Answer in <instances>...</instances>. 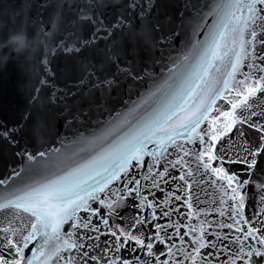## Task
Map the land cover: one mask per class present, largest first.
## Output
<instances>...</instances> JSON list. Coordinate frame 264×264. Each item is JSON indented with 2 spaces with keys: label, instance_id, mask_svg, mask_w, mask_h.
Returning <instances> with one entry per match:
<instances>
[{
  "label": "water",
  "instance_id": "95a60500",
  "mask_svg": "<svg viewBox=\"0 0 264 264\" xmlns=\"http://www.w3.org/2000/svg\"><path fill=\"white\" fill-rule=\"evenodd\" d=\"M231 2L0 0V200L101 179L120 146L145 145L140 165L133 161L118 172L89 211L79 213L91 217V226L73 237L84 247L63 251L65 259L53 264L69 257L73 264H264V255H248L264 253V90L252 91L264 89V45L258 35L254 54L249 47L234 70L238 45L229 25L213 53L210 33L221 6ZM82 15L91 19L81 21ZM17 32L28 38L21 54L7 43ZM202 102L207 111L195 131L177 129ZM221 167L226 175L212 171ZM233 174L249 181L243 208L231 200L235 184L227 176ZM29 220L27 213L0 209V229H20V238ZM238 229L255 231L245 238ZM69 231L65 224L62 232ZM129 234L152 243L151 255ZM0 253L7 255L3 244Z\"/></svg>",
  "mask_w": 264,
  "mask_h": 264
},
{
  "label": "snow or ice",
  "instance_id": "6c2138e0",
  "mask_svg": "<svg viewBox=\"0 0 264 264\" xmlns=\"http://www.w3.org/2000/svg\"><path fill=\"white\" fill-rule=\"evenodd\" d=\"M264 5V0H232L231 3L223 4L221 7L224 9L223 15L218 16L217 24L214 30L210 33L211 45L213 48V53L215 54L216 49L220 47V42L222 39L229 34V25H232L230 29L231 42L233 45H238V49H234L235 60L232 62V67L235 70L237 64L243 60L244 57L249 55V47H252L253 54L255 52L254 45L257 41L258 35L260 36V43L264 45V7L258 8L257 5ZM135 7V4L130 5ZM235 9H246V14L241 13L240 16L235 15ZM211 14V13H210ZM91 17L81 16V21H89ZM122 24L123 22H118ZM53 26H56V20H53ZM115 27V26H113ZM260 27L261 32L258 34L256 28ZM248 34L250 38L245 39V34ZM95 36L93 37V40ZM92 41H85L84 45L87 46L88 43ZM68 53H78L81 49L78 47H71L64 49ZM264 60V56L259 57ZM264 80V77H261ZM227 83V81H225ZM259 83V82H258ZM264 90L261 88L253 89L252 91ZM171 107V105H170ZM235 107V105L233 106ZM203 109V111H202ZM207 111L206 106L202 102L198 108L190 113L184 120L176 126V128H183L184 130L191 129L195 131V128L203 119L204 112ZM231 130V129H229ZM175 135H180L181 133L173 129ZM5 137L8 133H3ZM171 139V136H169ZM203 142V138L201 137ZM145 147L143 141L138 143H129L120 146L119 153L111 161V163L103 169L104 175L101 179H95L89 176L87 180H78L74 183L69 184H52L49 186H41L39 189H31L27 192L20 194H13L11 198H4L0 200V209H15L17 212L27 213L30 217L29 220V230L27 235L20 238V229L6 227L0 229L5 235L0 239V244L6 249L7 255L0 253V264H53V258L58 260H64L65 257L61 255L63 251H79L84 247L83 244L78 243L79 237L73 239L77 235L76 230L83 227L89 228L91 226V217L81 218L79 213L83 210L85 212L89 211L90 201H96L98 199L97 194L104 192L107 182L110 179L118 178V172H125L127 167L136 161V166H139L140 154H143V148ZM264 148V145L261 146ZM259 154V151L251 153L253 157ZM41 155H43L41 153ZM31 159V157H29ZM210 160L220 159L215 156H210ZM179 163V161H177ZM243 163V162H241ZM256 165V160L253 159L249 163V167ZM209 167V165H205ZM213 172L224 173L223 168H212ZM99 176L100 174L97 173ZM181 179H184L181 176ZM229 185L235 184L231 187L233 202H239V208H243V201L245 199V193L243 189L248 185V180H240L236 174L227 176ZM91 181V183H89ZM3 183V181H0ZM139 184V181H136ZM135 191L133 188H129L128 192L131 193ZM74 196V198H72ZM180 199V197H176ZM264 199V198H262ZM101 204L104 203L103 200L100 201ZM151 206V205H149ZM98 210H92V214L96 215ZM167 215V213H165ZM233 215H239L236 208H233ZM243 220V217H241ZM107 224V220L102 221ZM239 223V221H235ZM143 223V221H141ZM248 223V221H244ZM65 224H69L72 231L67 234L62 232ZM157 227H160L157 225ZM232 227V225H228ZM93 231H97V228H93ZM238 231H243L245 238L252 234L255 229H249L247 231L243 229H238ZM11 232L12 235L9 236L7 233ZM116 236V232L111 233ZM187 235V233H185ZM87 238V237H85ZM127 239L135 240L136 243L142 247H146L149 250V255L152 251V243L145 245L144 241L140 238L128 235ZM7 243H3V241ZM36 242L35 248L32 250V256H25V249L28 248L29 244ZM264 244V240L260 241ZM119 244V240H117ZM207 247L206 244H200V248ZM214 247V245H213ZM199 252V249H195ZM243 252V249H241ZM253 253L257 256L264 255L261 251L253 249L248 255L252 256ZM85 257H89L87 252H84ZM95 260L96 257H89ZM66 264H73V258L69 257ZM87 264V260L84 261ZM126 264V262H125ZM164 264H168L165 261Z\"/></svg>",
  "mask_w": 264,
  "mask_h": 264
},
{
  "label": "clouds",
  "instance_id": "9594fccd",
  "mask_svg": "<svg viewBox=\"0 0 264 264\" xmlns=\"http://www.w3.org/2000/svg\"><path fill=\"white\" fill-rule=\"evenodd\" d=\"M7 43L14 52L21 54L28 47V38L25 33L17 32L9 36Z\"/></svg>",
  "mask_w": 264,
  "mask_h": 264
}]
</instances>
